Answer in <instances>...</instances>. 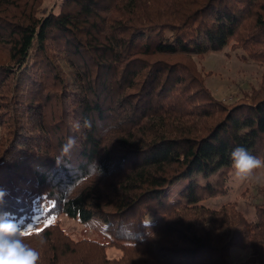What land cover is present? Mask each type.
Returning <instances> with one entry per match:
<instances>
[{
	"label": "trees",
	"instance_id": "1",
	"mask_svg": "<svg viewBox=\"0 0 264 264\" xmlns=\"http://www.w3.org/2000/svg\"><path fill=\"white\" fill-rule=\"evenodd\" d=\"M44 1L0 0V219L33 222L46 200L44 220L97 218L111 235L75 241L49 224L25 234L45 238L40 264H228L236 248L264 264V185L255 220L201 204L227 192L235 147L264 158V75L226 103L192 61L231 47L264 64V0H63L40 17Z\"/></svg>",
	"mask_w": 264,
	"mask_h": 264
},
{
	"label": "rangeland",
	"instance_id": "2",
	"mask_svg": "<svg viewBox=\"0 0 264 264\" xmlns=\"http://www.w3.org/2000/svg\"><path fill=\"white\" fill-rule=\"evenodd\" d=\"M63 0H45L42 3L41 8L38 10L40 17L46 16L50 12L58 13ZM243 52L241 50H234L231 47L226 48L223 52H216L206 55L204 58H192V61L198 65L200 73L204 77L206 86L212 90V93L216 98L226 100V103H235L242 99L244 93L250 94L252 89H258L263 84L264 64L252 61L244 60ZM6 59L5 52L0 51V61ZM6 131V130H5ZM4 131V133H5ZM1 132L0 135H2ZM196 182L204 186L208 183L216 181L217 176L211 179H205L201 176H196ZM229 181H227V192L220 195L215 199H208L201 204L211 209H219L226 203H236L238 209L249 220H255L256 214L253 202H258L261 197L258 196V188L263 186L264 183L249 182L240 185H236L232 178V172L229 175ZM190 179H182L172 186L168 193L171 200H179V193L189 184ZM184 201V200H183ZM50 206V203L46 200H42L36 207V215H34V221L30 223L17 224L26 234H32L40 231L42 228L49 224H58L59 228L68 234L75 241L81 239H91L102 243H111V235L106 232V225L94 218L88 222H81L78 219L70 218L69 216L62 214L60 216L44 220L43 214L45 210ZM149 216L151 222H158L161 219V215L148 214L145 216L144 221L149 222ZM26 243L36 248H44L39 244V240L35 239L32 242L25 240ZM41 246V247H39ZM106 257L110 260H120L123 258L124 253L117 247L106 248ZM66 262L68 264L75 263L74 259H78L76 256H70L67 254ZM99 255L90 254L88 257L90 264H95ZM250 250L246 249H232L227 257L228 264H249ZM98 261V260H97Z\"/></svg>",
	"mask_w": 264,
	"mask_h": 264
},
{
	"label": "clouds",
	"instance_id": "3",
	"mask_svg": "<svg viewBox=\"0 0 264 264\" xmlns=\"http://www.w3.org/2000/svg\"><path fill=\"white\" fill-rule=\"evenodd\" d=\"M83 127L90 129L91 121L85 120ZM72 128L75 132H80V122L74 121ZM76 143V138L70 136L63 152L69 153ZM230 166L236 185L249 182L264 183V158L251 154L244 147L237 146L231 151ZM93 174L97 178L102 175V169L94 165ZM150 222L149 216L148 224ZM38 240L41 246L46 244L43 236H39ZM40 261L41 252L25 242V231L13 221L0 219V264H40Z\"/></svg>",
	"mask_w": 264,
	"mask_h": 264
},
{
	"label": "snow or ice",
	"instance_id": "4",
	"mask_svg": "<svg viewBox=\"0 0 264 264\" xmlns=\"http://www.w3.org/2000/svg\"><path fill=\"white\" fill-rule=\"evenodd\" d=\"M26 234V233H25Z\"/></svg>",
	"mask_w": 264,
	"mask_h": 264
}]
</instances>
